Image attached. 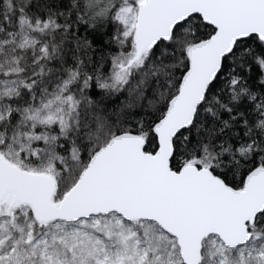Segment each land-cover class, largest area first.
I'll return each instance as SVG.
<instances>
[{
    "label": "snow or ice",
    "instance_id": "snow-or-ice-1",
    "mask_svg": "<svg viewBox=\"0 0 264 264\" xmlns=\"http://www.w3.org/2000/svg\"><path fill=\"white\" fill-rule=\"evenodd\" d=\"M0 264H264V0H0Z\"/></svg>",
    "mask_w": 264,
    "mask_h": 264
}]
</instances>
